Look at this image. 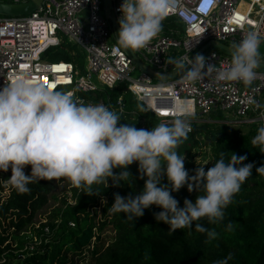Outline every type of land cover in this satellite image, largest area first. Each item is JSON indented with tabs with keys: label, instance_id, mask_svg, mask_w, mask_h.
<instances>
[{
	"label": "trees",
	"instance_id": "trees-1",
	"mask_svg": "<svg viewBox=\"0 0 264 264\" xmlns=\"http://www.w3.org/2000/svg\"><path fill=\"white\" fill-rule=\"evenodd\" d=\"M171 27L181 25L173 18L151 25ZM50 49L49 61L70 62L82 73L83 55L74 45L63 41ZM125 85L116 83L109 94L81 92L78 104L66 97L55 103L58 92L6 100L0 110V264H74L66 252H84L79 260L85 264H264V147L257 129L215 121L224 119L216 113L183 132L178 123L160 124ZM98 101L102 127H77ZM80 127L88 130L62 141L67 156H50L54 131ZM196 150L208 160L201 169ZM84 159L91 174L74 180L73 203L34 227L54 183ZM98 206L96 228L90 211ZM107 227L112 235L105 243L99 234Z\"/></svg>",
	"mask_w": 264,
	"mask_h": 264
},
{
	"label": "built area",
	"instance_id": "built-area-1",
	"mask_svg": "<svg viewBox=\"0 0 264 264\" xmlns=\"http://www.w3.org/2000/svg\"><path fill=\"white\" fill-rule=\"evenodd\" d=\"M199 1L109 0L115 24L104 15L101 0H40L27 14L0 15V102L62 91L78 104L81 92L125 81L126 90L160 124L178 123L190 132L191 124L213 121L210 115L220 113L224 119L215 121L255 127L264 147V68L254 63H264V56L254 55L256 43L264 41V0H210L204 14L197 11ZM162 18H173L181 28L152 30L153 21ZM63 41L82 53L81 74L70 62L40 58ZM211 41L245 57L234 61L208 44L192 63L195 52ZM131 53L159 73L189 68L175 78L155 80L132 62ZM133 69L139 71L135 77ZM145 92L160 102L158 109L142 100Z\"/></svg>",
	"mask_w": 264,
	"mask_h": 264
},
{
	"label": "rangeland",
	"instance_id": "rangeland-1",
	"mask_svg": "<svg viewBox=\"0 0 264 264\" xmlns=\"http://www.w3.org/2000/svg\"><path fill=\"white\" fill-rule=\"evenodd\" d=\"M66 42V41H65ZM68 43V42H66ZM52 51H48L46 54H42L40 56V58L42 60H46L49 61V56H51ZM254 55L257 56L258 58H261L262 56H264V41H259L256 43L255 48H254ZM230 58L233 59L234 61L240 62V58L229 54ZM139 73L138 69H133L130 73L131 77H135L137 76ZM153 82H156L155 80ZM98 87L101 88V90H103L104 94H109V92L112 90L110 88H107L104 85H100L98 84ZM23 97H18L13 99L14 102L19 103L21 102ZM66 99H69L66 97ZM64 96L62 95V91H58V97H56L55 99V103L61 104L64 101H67ZM6 99H2V101L0 102V108H2L5 105ZM96 109V111H95ZM104 105L102 101H98L95 105H88L86 107V109L83 112V116L78 118L75 123H77V127L81 126L83 122H87L89 125H91L94 129H99L100 127H102L103 123H104ZM156 117V116H155ZM157 118V117H156ZM158 122L160 121L159 118ZM160 123V122H159ZM230 126V123L228 124ZM86 130L88 129H84V128H77L75 129L73 132H68L67 130L60 128L59 130L54 131L53 133H56V135H58L57 140H55V138H51L50 141V148H49V154L50 156L56 155L58 157H65L67 156V150L65 145L62 143V141H66L67 139V135H70L72 137H75V135L77 134H82L85 133ZM116 136L118 139H122V137L120 136L119 132L116 133ZM123 148V145L120 143L117 146V154L119 153V151H121ZM205 149V148H203ZM90 154V153H89ZM203 152L201 150H196L194 155H193V160H194V164L197 165V169H201L202 167L206 166L208 163V160L206 157H203ZM89 157H91V155H89ZM115 158H117V156L115 155L114 157H110V160H115ZM54 164V168L57 166V162L54 160L52 161ZM87 159H84L81 163V165L78 166V168H75L74 170H71V172L68 174V176L66 177L65 180H63L62 182H57L54 183L50 194L48 195L47 201L45 203V205L39 209L37 211V213H35L34 215V219L33 222L34 227L39 226V223H44L45 221H50L52 219H54L55 215L59 212V210L62 208V206L65 203H73V199L71 197V187L74 184V180L76 178L79 177H83L85 175L91 174L90 169L88 167V165L86 164ZM15 176V175H12ZM204 176V175H203ZM6 190V189H5ZM104 198L100 199L98 201V204L100 205L101 203H103ZM91 216L93 217V223L97 228V224H98V219H99V206L94 209H91L90 211ZM96 228H93L95 233H98V231L96 230ZM43 231H46V228L44 227ZM112 235V231L110 230L109 227L105 228L102 230L101 234H99L100 238L103 239V241L105 243H107L109 241V238ZM95 241V240H93ZM37 244V241H33V245L35 246ZM14 244H12L13 246ZM31 249V246H29ZM84 252H81L80 254L78 252H76L75 254H73L72 252H66V258L69 259L70 261H72L74 264H85L84 261H80L79 258L81 255H83ZM84 257V256H83ZM86 258H88V256L86 255Z\"/></svg>",
	"mask_w": 264,
	"mask_h": 264
},
{
	"label": "water",
	"instance_id": "water-1",
	"mask_svg": "<svg viewBox=\"0 0 264 264\" xmlns=\"http://www.w3.org/2000/svg\"><path fill=\"white\" fill-rule=\"evenodd\" d=\"M39 2H40V0H27V1L22 2V3L0 2V15H2V16H17V15L27 14V13L31 12L32 10H34L38 6ZM101 7H102V10L104 12V15L108 18L109 22L111 24H115L114 17L109 14V7H110L109 0H101ZM208 44H210L213 47H216L218 49L224 50L228 54L234 55L238 58L242 59L245 57L244 53H242L239 50H236V49H234L228 45L222 44V43H216L214 41H211L209 43L204 44L202 47H200L195 52V54L193 55L192 63H195L198 60V57H197L198 53L202 49H204ZM131 60L139 69H141L145 74L149 75L150 77H152L155 80H167V79L175 78V77L183 74L189 68V66L186 65V66L182 67L181 69H179L178 71H175V72L159 73V72L154 71L150 67L142 64L136 58V56L133 53H131ZM254 63H256L257 65L264 68L263 62L254 60Z\"/></svg>",
	"mask_w": 264,
	"mask_h": 264
},
{
	"label": "bare ground",
	"instance_id": "bare-ground-1",
	"mask_svg": "<svg viewBox=\"0 0 264 264\" xmlns=\"http://www.w3.org/2000/svg\"><path fill=\"white\" fill-rule=\"evenodd\" d=\"M145 94H148V95L142 96V100L145 101L146 105H148L149 107H151L154 110L158 109V105H160V102H156L153 99V94L151 92H145ZM162 103H166V102L164 101ZM166 108H168V107H166Z\"/></svg>",
	"mask_w": 264,
	"mask_h": 264
},
{
	"label": "clouds",
	"instance_id": "clouds-1",
	"mask_svg": "<svg viewBox=\"0 0 264 264\" xmlns=\"http://www.w3.org/2000/svg\"><path fill=\"white\" fill-rule=\"evenodd\" d=\"M210 5V0H200L198 3L197 11L200 14H204L209 9Z\"/></svg>",
	"mask_w": 264,
	"mask_h": 264
}]
</instances>
